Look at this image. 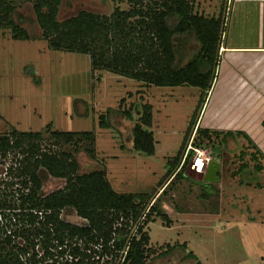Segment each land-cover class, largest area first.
<instances>
[{
  "label": "trees",
  "instance_id": "16d2710c",
  "mask_svg": "<svg viewBox=\"0 0 264 264\" xmlns=\"http://www.w3.org/2000/svg\"><path fill=\"white\" fill-rule=\"evenodd\" d=\"M17 1L0 0V31L15 41H30ZM28 1L50 50L87 55L93 72H110L148 87L199 89L205 102L227 27L222 14L206 18L197 11L196 0H97L112 2L113 11H82L61 21L62 0ZM109 113L100 117L101 129L111 128ZM122 113L134 121L129 132L134 152L155 156L153 107L144 105L137 119L131 110ZM197 120L176 156L167 159L160 184L142 193L115 190L98 160L93 131L47 126L39 132L10 128L0 134V161L6 162L0 172L7 178L0 177V264H153L176 251L185 263L202 264L185 244L157 254L147 230L157 219L171 224L162 200L183 179L195 155L190 150L184 161L188 135L195 131V149L219 139L218 133L197 127ZM80 153L98 168L83 171ZM53 180L65 185L47 192ZM202 187L210 196L211 185ZM73 214L81 222L70 221Z\"/></svg>",
  "mask_w": 264,
  "mask_h": 264
},
{
  "label": "rangeland",
  "instance_id": "374dc122",
  "mask_svg": "<svg viewBox=\"0 0 264 264\" xmlns=\"http://www.w3.org/2000/svg\"><path fill=\"white\" fill-rule=\"evenodd\" d=\"M17 2L18 12L23 16L22 25L30 33L31 40L15 41L9 32L0 31V134L10 128L39 132L47 126L64 132L93 131L97 135L98 160L106 166L117 192L142 193L155 189L166 175L167 159L176 156L191 122H196L200 115L198 90L148 87L110 72H93L89 56L50 50L47 42L42 40V31L30 2ZM114 7L112 2L62 0L59 19L63 21L82 11L110 14ZM121 7L127 8L126 5ZM146 104L154 107L156 154L151 158L134 152L129 135L134 121H129L122 113L131 110L137 119ZM212 108L205 121L212 114ZM109 110L107 119L111 128L101 129L100 117ZM194 136L195 131L188 135L186 151ZM215 145L217 143L203 145L204 149H199L211 162L219 160L216 157L219 149ZM196 155L187 166L183 179L177 180L174 188L163 197V208L171 224L157 219L147 228L151 246L157 254H163L170 247L185 244L202 264H260L257 257L263 255L261 245H258L264 229L262 224L246 222L248 216L241 214L239 218L231 217L238 206L244 213L247 203L252 208L250 199L257 194L246 187L239 189L238 182L231 179L229 172L239 166L240 160L226 149L224 156L232 162L231 169L227 172L224 168L221 184H210L207 191L211 195L208 196L202 187L205 175L191 168ZM78 159L83 171L98 168L85 153H80ZM5 163L0 161V169ZM234 164L237 166L232 168ZM0 177L7 179L1 172ZM64 185L62 180H53L46 186V191ZM219 189L225 190L223 196L219 195ZM246 194L248 198H245ZM258 194L264 199V192ZM68 219L81 222L74 214ZM247 232H255L260 238H246ZM252 241L255 249L248 248ZM176 252L156 258L153 264H194L185 263Z\"/></svg>",
  "mask_w": 264,
  "mask_h": 264
},
{
  "label": "crops",
  "instance_id": "0c3cea01",
  "mask_svg": "<svg viewBox=\"0 0 264 264\" xmlns=\"http://www.w3.org/2000/svg\"><path fill=\"white\" fill-rule=\"evenodd\" d=\"M196 7L206 18L222 14L227 24L212 86L205 102L200 101L197 127L219 134L215 140L219 149L216 157L221 164L218 184L222 183L224 168L227 172L231 169L232 162L224 156L228 148L231 156L240 160L239 166L234 164L232 168L237 167L229 172L231 179L238 182L239 189L246 187L257 193L250 199L252 208L247 203L244 213L238 206L231 217L248 216L246 222L260 223L264 228V199L258 194L264 192V0H196ZM210 108L212 114L205 121ZM235 149L239 151L234 152ZM224 194L225 190H220L219 195ZM244 196L248 198L247 194ZM254 233L247 232L246 238H260ZM259 244L263 255L257 258L264 264V229ZM248 248L255 249V243L252 241Z\"/></svg>",
  "mask_w": 264,
  "mask_h": 264
},
{
  "label": "built area",
  "instance_id": "2783aa9c",
  "mask_svg": "<svg viewBox=\"0 0 264 264\" xmlns=\"http://www.w3.org/2000/svg\"><path fill=\"white\" fill-rule=\"evenodd\" d=\"M190 150L197 153L194 160H192L191 168L194 171H196L198 174L205 175L210 164H211V159L205 155L204 151L199 150V149H195L194 147H192V145H190L188 150L186 151L184 161L186 160L187 154Z\"/></svg>",
  "mask_w": 264,
  "mask_h": 264
},
{
  "label": "water",
  "instance_id": "95a60500",
  "mask_svg": "<svg viewBox=\"0 0 264 264\" xmlns=\"http://www.w3.org/2000/svg\"><path fill=\"white\" fill-rule=\"evenodd\" d=\"M221 171V164L219 161H212L204 178V183L211 184V183H219L221 178L219 173Z\"/></svg>",
  "mask_w": 264,
  "mask_h": 264
}]
</instances>
